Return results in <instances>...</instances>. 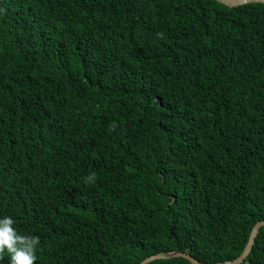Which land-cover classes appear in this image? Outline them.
Here are the masks:
<instances>
[{
  "label": "trees",
  "instance_id": "obj_1",
  "mask_svg": "<svg viewBox=\"0 0 264 264\" xmlns=\"http://www.w3.org/2000/svg\"><path fill=\"white\" fill-rule=\"evenodd\" d=\"M3 215L34 264L238 257L264 220V3L0 0Z\"/></svg>",
  "mask_w": 264,
  "mask_h": 264
},
{
  "label": "clouds",
  "instance_id": "obj_2",
  "mask_svg": "<svg viewBox=\"0 0 264 264\" xmlns=\"http://www.w3.org/2000/svg\"><path fill=\"white\" fill-rule=\"evenodd\" d=\"M94 178L95 173L89 174L86 177L85 183L93 182ZM14 224L15 221L12 216H0V253H8L9 264H34L36 260L35 253L39 245V237L21 234L14 227Z\"/></svg>",
  "mask_w": 264,
  "mask_h": 264
},
{
  "label": "water",
  "instance_id": "obj_3",
  "mask_svg": "<svg viewBox=\"0 0 264 264\" xmlns=\"http://www.w3.org/2000/svg\"><path fill=\"white\" fill-rule=\"evenodd\" d=\"M217 1L222 2V3L226 4L227 6H231V7L243 5L246 3H252V2L264 3V0H217ZM262 226H264V220L258 222L255 225V227L253 228V230L250 234L249 241H248L245 249L243 250L242 254H240L238 257H236L233 260H227L223 263L222 262L205 263V262H202L201 260L197 259L195 256L191 255L190 253H186V252L179 251L178 249H176L175 251H172V252H158L154 255L147 257L146 259H144L139 264H147L148 262H151L153 260H156L159 258H167V257H171V256H182V257L190 260L193 264H241L242 262H244V260L248 256V254L251 252L253 245L255 243L256 237H257Z\"/></svg>",
  "mask_w": 264,
  "mask_h": 264
}]
</instances>
